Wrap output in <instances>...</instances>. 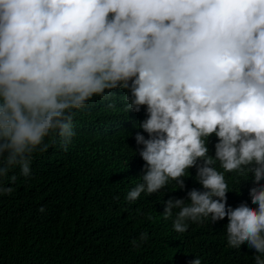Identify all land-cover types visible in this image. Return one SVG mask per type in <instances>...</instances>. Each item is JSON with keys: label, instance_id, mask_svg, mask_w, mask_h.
<instances>
[{"label": "clouds", "instance_id": "9594fccd", "mask_svg": "<svg viewBox=\"0 0 264 264\" xmlns=\"http://www.w3.org/2000/svg\"><path fill=\"white\" fill-rule=\"evenodd\" d=\"M114 89L123 112L145 113L142 174L125 200L183 190L195 168L202 190L164 201L162 218L178 234L227 218V247L264 264V0H0V196L13 169L31 176L34 154L57 138L67 149L93 97L115 110ZM226 174L252 175L256 207L227 204Z\"/></svg>", "mask_w": 264, "mask_h": 264}, {"label": "trees", "instance_id": "16d2710c", "mask_svg": "<svg viewBox=\"0 0 264 264\" xmlns=\"http://www.w3.org/2000/svg\"><path fill=\"white\" fill-rule=\"evenodd\" d=\"M112 91L115 110L107 108L109 101L93 97L77 112L76 135L66 150L57 138L45 152L34 154L29 178L19 176L18 168L9 173L18 178L13 193L0 196V264H190L196 257L201 264H253L254 250L246 244L227 247V218L190 223L183 234L162 218L164 201L202 190L195 168L184 178L183 190L170 182L155 194L142 193L134 203L125 200L142 174V145L134 137L142 133L137 125L145 113L143 108L123 112L125 92ZM215 142L214 136L208 141L209 155ZM231 176L226 174L227 204L256 207L249 196L252 175L247 180ZM141 232L149 238L134 248L131 241Z\"/></svg>", "mask_w": 264, "mask_h": 264}, {"label": "bare ground", "instance_id": "6f19581e", "mask_svg": "<svg viewBox=\"0 0 264 264\" xmlns=\"http://www.w3.org/2000/svg\"><path fill=\"white\" fill-rule=\"evenodd\" d=\"M119 102H120V101H119ZM121 102H122V101H121ZM123 104H124V103H123ZM123 104H122V105H123ZM118 105H120V104H118ZM142 110H143V109H142Z\"/></svg>", "mask_w": 264, "mask_h": 264}]
</instances>
